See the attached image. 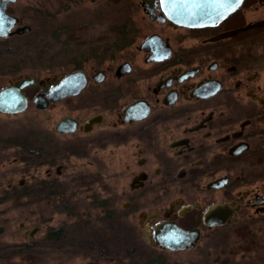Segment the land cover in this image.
<instances>
[{
	"label": "flooded vegetation",
	"instance_id": "obj_1",
	"mask_svg": "<svg viewBox=\"0 0 264 264\" xmlns=\"http://www.w3.org/2000/svg\"><path fill=\"white\" fill-rule=\"evenodd\" d=\"M97 1L56 0L53 13L50 1L40 11L32 0H0L12 20L0 44L19 48L52 13ZM104 1L125 11L122 25L102 32L107 41L79 48L68 72L6 86L34 78L22 91L27 108L44 111L46 128L42 144L28 141L18 170L4 168L0 195L34 202L40 193L51 203L67 189L66 160L74 156L76 189L91 192L101 210L96 221L78 223L87 264H264V233L251 227L264 221V43L252 34L264 26L223 36L263 21L248 22L247 12L264 0H243L205 27L173 21L165 0ZM77 72L84 87L52 101L51 89ZM57 106L61 116L52 124ZM65 225L50 224L43 234L52 256L65 252ZM5 228L0 221V237ZM171 229L181 232L172 237L177 248L159 241ZM39 230L34 225L18 248L39 247ZM7 247L0 239V252Z\"/></svg>",
	"mask_w": 264,
	"mask_h": 264
},
{
	"label": "rangeland",
	"instance_id": "obj_2",
	"mask_svg": "<svg viewBox=\"0 0 264 264\" xmlns=\"http://www.w3.org/2000/svg\"><path fill=\"white\" fill-rule=\"evenodd\" d=\"M35 8L44 10V2L50 3V8H56V0H32ZM29 0H20L19 3L27 4ZM55 10H52L55 13ZM52 13V18L46 22L36 23L34 32L17 42V47L9 50L0 44V89L8 86L19 77L36 76L44 78L49 74H59L60 71L74 69L72 60L80 59L79 48L90 46L92 43L107 41L102 32L107 28L122 25L125 11L119 1L98 0L94 4L82 3L79 6L67 7ZM247 21L264 18V7L259 11H248ZM254 40L264 43V30L254 31ZM30 42V43H28ZM78 57V58H75ZM67 64L64 65V64ZM91 66V65H89ZM37 86L32 89L37 90ZM53 111L55 116L52 124L61 116L60 108ZM77 113V112H76ZM44 111L37 110L33 103L26 111L8 116L0 113V176L6 175V168H20L29 158L27 155L28 141L37 138L42 144L45 127ZM58 137V136H56ZM67 149L74 148L69 141L60 140ZM19 161L17 163L14 162ZM69 170L63 186L66 191L52 199L51 203L45 198L46 194L37 195L38 200L32 201L27 195H22L17 200L0 195V221L6 226V231L0 239L7 249L0 252V264H87L91 258L79 247V221H96L101 217V210L92 203V193L76 189L74 184L76 158L67 160ZM13 164V165H11ZM11 165V166H10ZM8 167V168H9ZM18 179V178H17ZM48 195V194H47ZM40 197V198H39ZM60 198L62 200H60ZM55 199V200H54ZM49 221V222H47ZM60 221L66 222L65 252L60 257L52 256L45 247L43 234L47 227L59 225ZM256 226L259 233H264V221H259ZM21 224H24L21 227ZM38 225L39 237L36 239L40 246L29 251L27 248H18L25 243V234ZM83 233L91 234L93 229ZM79 240V241H78Z\"/></svg>",
	"mask_w": 264,
	"mask_h": 264
},
{
	"label": "water",
	"instance_id": "obj_3",
	"mask_svg": "<svg viewBox=\"0 0 264 264\" xmlns=\"http://www.w3.org/2000/svg\"><path fill=\"white\" fill-rule=\"evenodd\" d=\"M243 0H165L166 10L169 17L184 26L205 27L215 24L218 20L231 14ZM217 13V14H213ZM12 20L3 12L0 6V36H5L10 28ZM253 26H264V20L254 25L238 29L234 32L223 35L228 37L244 31ZM34 78L24 79L16 86H9L0 91V113L14 115L22 113L27 109L28 99L23 93V89L32 83ZM85 85V77L81 72L70 75L65 81L54 86L48 94L52 101H56L64 96L76 94ZM41 97V96H40ZM38 108L43 109L45 100L38 98L36 100ZM64 124L58 125V130L64 132ZM211 225L222 224L225 221H206ZM168 236L159 237V241L170 248H177L172 245L174 236L181 233L177 230H170ZM182 247V246H181Z\"/></svg>",
	"mask_w": 264,
	"mask_h": 264
}]
</instances>
